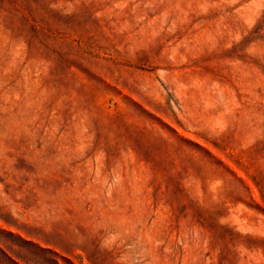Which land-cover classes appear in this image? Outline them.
I'll return each instance as SVG.
<instances>
[{"label":"rangeland","instance_id":"374dc122","mask_svg":"<svg viewBox=\"0 0 264 264\" xmlns=\"http://www.w3.org/2000/svg\"><path fill=\"white\" fill-rule=\"evenodd\" d=\"M0 264H264V0H0Z\"/></svg>","mask_w":264,"mask_h":264}]
</instances>
